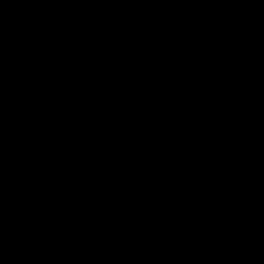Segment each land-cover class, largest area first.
<instances>
[{"label": "water", "instance_id": "95a60500", "mask_svg": "<svg viewBox=\"0 0 264 264\" xmlns=\"http://www.w3.org/2000/svg\"><path fill=\"white\" fill-rule=\"evenodd\" d=\"M0 264H264V0H0Z\"/></svg>", "mask_w": 264, "mask_h": 264}]
</instances>
